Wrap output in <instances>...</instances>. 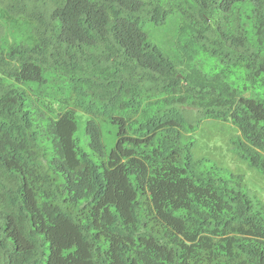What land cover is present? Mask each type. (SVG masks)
Returning a JSON list of instances; mask_svg holds the SVG:
<instances>
[{"label":"trees","instance_id":"trees-1","mask_svg":"<svg viewBox=\"0 0 264 264\" xmlns=\"http://www.w3.org/2000/svg\"><path fill=\"white\" fill-rule=\"evenodd\" d=\"M257 87L264 0H0V264H264V203L182 143L228 122L264 173Z\"/></svg>","mask_w":264,"mask_h":264},{"label":"rangeland","instance_id":"rangeland-1","mask_svg":"<svg viewBox=\"0 0 264 264\" xmlns=\"http://www.w3.org/2000/svg\"><path fill=\"white\" fill-rule=\"evenodd\" d=\"M163 38V34L160 35ZM197 66L207 73L219 70L218 59L209 55H201ZM264 90L257 87L255 91ZM247 96H255L254 91ZM76 138L78 145L88 149L87 138L84 134L83 113H77ZM103 137L107 147L115 128L110 124H103ZM182 143L186 145L194 160L201 161L202 168L219 169L222 176L241 188L253 201L264 203V173L249 165L248 161L240 156L233 141L238 134L236 128L228 122L204 119L197 112H192L189 120L184 124ZM233 175V177H232Z\"/></svg>","mask_w":264,"mask_h":264}]
</instances>
